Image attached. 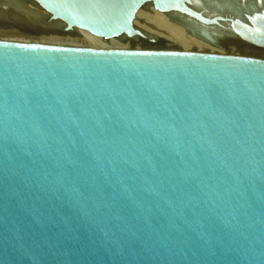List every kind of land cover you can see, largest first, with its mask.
<instances>
[{
  "label": "water",
  "instance_id": "water-1",
  "mask_svg": "<svg viewBox=\"0 0 264 264\" xmlns=\"http://www.w3.org/2000/svg\"><path fill=\"white\" fill-rule=\"evenodd\" d=\"M127 46L151 4L264 52V0H33ZM0 264H264V62L0 43Z\"/></svg>",
  "mask_w": 264,
  "mask_h": 264
},
{
  "label": "bare ground",
  "instance_id": "bare-ground-1",
  "mask_svg": "<svg viewBox=\"0 0 264 264\" xmlns=\"http://www.w3.org/2000/svg\"><path fill=\"white\" fill-rule=\"evenodd\" d=\"M32 2H34L33 4L37 9L30 7L25 0H0V18L7 20V22H9V20L15 21V24H19H16V26H22L18 29L19 34L17 35L19 38L26 41L22 42L25 46L101 52L190 54L264 62V52L226 51L193 37L184 28L174 23L160 10L155 9L151 4H142L137 9L135 15L143 9L145 19L142 25L139 24L140 27L136 25L134 26L156 37L162 38L157 31L147 28L148 18L151 19V17H157V19L161 20L167 28L172 29L177 36L182 39V41L180 40V43L183 41L185 42L184 47H182L180 51L162 46H154L151 48L127 46L117 41L114 37L102 38L94 36L85 30L69 25L59 18H56L38 5L36 1L32 0ZM131 24L133 25V19ZM26 27L30 28V30H26ZM19 42L21 41L19 40ZM184 42L182 43V46ZM14 43H16V41Z\"/></svg>",
  "mask_w": 264,
  "mask_h": 264
},
{
  "label": "rangeland",
  "instance_id": "rangeland-1",
  "mask_svg": "<svg viewBox=\"0 0 264 264\" xmlns=\"http://www.w3.org/2000/svg\"><path fill=\"white\" fill-rule=\"evenodd\" d=\"M30 7L37 9V7L33 4L34 2H32V0H25ZM156 12V11H155ZM138 19H137V18ZM144 11L143 9L140 10L138 12V14L135 15V17L133 18V25L139 26L143 24L144 22ZM6 23H5V22ZM4 22V23H3ZM14 22V25H13ZM18 24V23H16ZM15 21L9 20V22H7V20L0 18V43H6V44H18V45H23L22 42H26L25 40H23L22 38H19L17 34H19L18 29L22 26H16ZM140 24V25H139ZM19 25V24H18ZM13 26V27H12ZM17 27V28H16ZM148 29H153L155 31H157L162 39L167 40L169 42H174V43H180V40L182 41V39L179 38V36H177V34L172 30L167 28L166 25H164L162 23L161 20L157 19V17H151L148 18V25H147ZM26 30H30V28L26 27ZM173 32H172V31ZM11 31V32H10ZM15 31V32H14ZM13 33V34H11ZM2 34V35H1ZM11 34V35H10ZM16 38V39H14ZM16 43H14L15 41ZM19 40L21 42H19ZM13 41V42H12ZM18 42V43H17ZM184 42V41H183ZM181 42L179 45H181V47H184L185 42L182 46ZM20 43V44H19ZM25 45V44H24ZM172 49V48H171ZM172 50H176V49H172ZM181 49H177V51H180Z\"/></svg>",
  "mask_w": 264,
  "mask_h": 264
}]
</instances>
